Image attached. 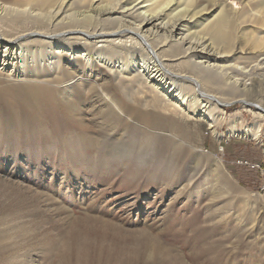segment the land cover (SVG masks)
<instances>
[{"label":"rangeland","instance_id":"1","mask_svg":"<svg viewBox=\"0 0 264 264\" xmlns=\"http://www.w3.org/2000/svg\"><path fill=\"white\" fill-rule=\"evenodd\" d=\"M210 10L234 22L230 44L244 53L225 63L243 67L229 72L246 91L198 75L204 92L234 100L211 107V125L149 106L155 96L129 75L124 91L111 84L121 74L107 78L121 97L105 102L98 66L73 76L81 91L58 107L0 99V264H264V113L253 105L264 108V0ZM77 92L83 105H64Z\"/></svg>","mask_w":264,"mask_h":264},{"label":"bare ground","instance_id":"2","mask_svg":"<svg viewBox=\"0 0 264 264\" xmlns=\"http://www.w3.org/2000/svg\"><path fill=\"white\" fill-rule=\"evenodd\" d=\"M194 1L199 3L30 0L22 6L0 0V87L5 86L0 99L10 96L15 104L32 108L44 104L58 107L63 99L61 93L76 86L81 91L80 84L73 83V76L98 66L105 68L108 75L95 77L104 83L101 94L105 102L116 103V98L121 97L105 84L107 78L115 79L121 74L111 84L124 91L128 85L121 78L129 75L130 81L146 87L155 96L154 100H148L149 106H170L176 114L204 119L211 125L214 122L211 107L229 105L234 100L225 102L204 92L197 77L201 75L210 82L211 74L218 75L226 87L238 96L243 95L245 81L229 72L243 67L236 68V64L230 65L225 60L244 51L231 47L234 22L228 15H212L210 8L215 0ZM244 21L239 23L244 25ZM256 56H264V49ZM67 63L72 65L68 72L56 70ZM38 68L45 71V76H51V85L32 80L44 76ZM79 94H76L79 100L75 95L67 98L64 105L70 102L83 105ZM236 101L245 102L243 98ZM253 105L264 113V108L255 102ZM195 167L196 162L191 168Z\"/></svg>","mask_w":264,"mask_h":264},{"label":"built area","instance_id":"3","mask_svg":"<svg viewBox=\"0 0 264 264\" xmlns=\"http://www.w3.org/2000/svg\"><path fill=\"white\" fill-rule=\"evenodd\" d=\"M244 162L247 163V165H248V162H247V161H244V160H237V164H236V165L241 166V167H242V166L245 167ZM255 166H256L255 168H257V169L260 167L259 164H256ZM251 168H252V167H251ZM252 169H253V168H252ZM253 170H255V169H253ZM255 171H256V170H255Z\"/></svg>","mask_w":264,"mask_h":264}]
</instances>
